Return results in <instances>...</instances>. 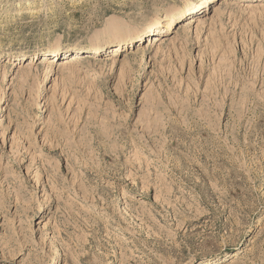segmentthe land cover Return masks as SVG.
Listing matches in <instances>:
<instances>
[{"label":"rangeland","instance_id":"1","mask_svg":"<svg viewBox=\"0 0 264 264\" xmlns=\"http://www.w3.org/2000/svg\"><path fill=\"white\" fill-rule=\"evenodd\" d=\"M211 1L0 0V264H264V0Z\"/></svg>","mask_w":264,"mask_h":264},{"label":"bare ground","instance_id":"2","mask_svg":"<svg viewBox=\"0 0 264 264\" xmlns=\"http://www.w3.org/2000/svg\"><path fill=\"white\" fill-rule=\"evenodd\" d=\"M215 1V0H214ZM210 3H213V0L210 2ZM209 6L207 5V2H205V4L203 5V7L200 9V11L204 10L202 13H205V10L208 8ZM198 12V11H197ZM185 17L184 13H179V15L176 17V18H171L169 20V22L166 24V28L164 29H161L160 33L162 35H167L170 33V30L171 28L173 27L174 24H179V22ZM120 31V30H119ZM118 32V31H117ZM115 33L113 36H111L110 38L109 37H96L94 38L90 44H87V45H77V44H73V45H70V46H67V47H62L60 46L59 44H56L55 46H51L49 48H47L46 50H50V51H54V50H57V51H62L63 49H69V48H74L76 46H80V47H87L89 45H98V44H103L105 46H111L113 45V42H116L118 44V46L120 47H123L124 44L123 43H126V40L129 38V36L127 35H124L122 34L121 32L119 33ZM151 32V31H150ZM172 33V32H171ZM116 35V36H115ZM146 35V33H143V34H138L136 35L135 39H137V41H141L143 39V37ZM131 37V36H130ZM158 37V36H157ZM155 37L154 39V42H158L160 41L159 38ZM152 42V40H151Z\"/></svg>","mask_w":264,"mask_h":264}]
</instances>
